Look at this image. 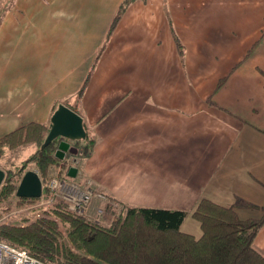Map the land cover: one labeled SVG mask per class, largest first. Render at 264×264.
Listing matches in <instances>:
<instances>
[{"label": "crops", "instance_id": "0c3cea01", "mask_svg": "<svg viewBox=\"0 0 264 264\" xmlns=\"http://www.w3.org/2000/svg\"><path fill=\"white\" fill-rule=\"evenodd\" d=\"M124 3L13 1L0 21V138L64 104L93 141L73 182L183 210L196 237L201 199L261 217L264 0H131L110 32ZM59 161L50 178L63 177ZM93 200L95 215L107 204ZM253 248L264 256V226Z\"/></svg>", "mask_w": 264, "mask_h": 264}, {"label": "trees", "instance_id": "16d2710c", "mask_svg": "<svg viewBox=\"0 0 264 264\" xmlns=\"http://www.w3.org/2000/svg\"><path fill=\"white\" fill-rule=\"evenodd\" d=\"M13 1L6 0L0 21ZM129 1L125 0L120 7L110 32ZM178 46L182 54L179 43ZM48 131L49 124L29 123L0 138V157L7 149L20 145L36 146L35 152L21 165L5 171L0 186L1 205L12 197H16L19 207L38 202L39 199L17 197L16 190L29 165L37 169L43 183L48 180L57 148V140L42 148ZM74 143L82 147L80 155L84 157L89 154L93 141L87 136ZM58 163L64 174L65 161ZM44 196H49L46 190ZM106 204L101 217L107 224H102L100 220L90 221L67 210L65 203L56 199L38 208L45 216L23 226L1 225L0 241L23 249L46 264H264V256L253 248V241L264 226V214L259 218L241 219L233 207L201 199L192 212L202 231L196 237L181 230L187 215L183 210L125 205L117 201ZM10 209H0V215ZM53 218L62 223L65 236Z\"/></svg>", "mask_w": 264, "mask_h": 264}, {"label": "built area", "instance_id": "2783aa9c", "mask_svg": "<svg viewBox=\"0 0 264 264\" xmlns=\"http://www.w3.org/2000/svg\"><path fill=\"white\" fill-rule=\"evenodd\" d=\"M69 156V155H68ZM66 156V157H68ZM65 157V158H66ZM67 159L69 164L67 169H65L64 175L61 178L53 177L47 183H43V193L41 198L38 200L40 204L38 207L43 205L52 204L54 200L59 199L65 203L67 210L84 216L87 220L98 221L99 218L91 217L88 215V210L90 208V203L93 198H98L102 202L109 203L107 196L103 193H95L90 185L83 187L76 182L70 181L67 175L69 166H75L77 159L74 156ZM71 162V163H70ZM44 190L49 193L48 197L44 196ZM103 209H98V216L102 215ZM42 216L37 214L36 217ZM8 216H3L0 218V226L7 225L10 223L6 220ZM24 224L20 225L23 226ZM0 264H46L43 261L36 259L29 255V253L23 249L13 247L7 243L0 241Z\"/></svg>", "mask_w": 264, "mask_h": 264}, {"label": "water", "instance_id": "95a60500", "mask_svg": "<svg viewBox=\"0 0 264 264\" xmlns=\"http://www.w3.org/2000/svg\"><path fill=\"white\" fill-rule=\"evenodd\" d=\"M87 137L83 118L74 110L64 104H60L53 112L49 131L42 144V148L57 140V148L54 157L63 160L66 153L77 154V149L71 146V142L83 140ZM70 178H75L77 168L70 167L67 171ZM5 179V172L0 169V186ZM42 180L36 170H27L23 174L16 190L19 198L39 199L43 192Z\"/></svg>", "mask_w": 264, "mask_h": 264}, {"label": "rangeland", "instance_id": "374dc122", "mask_svg": "<svg viewBox=\"0 0 264 264\" xmlns=\"http://www.w3.org/2000/svg\"><path fill=\"white\" fill-rule=\"evenodd\" d=\"M5 3H6V0H1L0 14L2 11V7L5 5ZM4 14H5V12L3 13V15ZM74 147L77 148V154L76 155L69 154V156L67 155L68 157L61 160V161H65V163H66L65 169H67V167L69 165L67 163V159H71L70 157L74 156L77 159V163L75 166H69V168L70 167H76L78 170V165H79V162L81 159L80 151H81L82 147L81 146H79V147L74 146ZM35 150H36L35 145H27V144L26 145H20L16 148H13V149H7L5 151V153L3 154V156L0 157V169L5 172L7 169L13 168L17 165H21L24 160H26L29 156H31L35 152ZM7 151H10V152H7ZM32 169L37 171V169L34 168L33 165H29L27 168V170H32ZM38 174H39V172H38ZM52 178H50L48 176V180L46 182H44V184L47 183ZM68 180L73 181V179H68ZM77 184H79V183H77ZM79 185H81V184H79ZM93 202H94V200L92 199L91 203H90V207L93 204ZM16 203H17L16 197H12V199L10 201H8L7 204H5V205L0 204V209H5L6 207L11 208L8 212H6V213L3 212V214L0 215V218L3 216H8L6 218V220L9 221L10 223H12V225H22V224L25 225V224L29 223L30 221H32L33 219H35L36 215L38 213L41 214L42 216H45V214H43L41 211L38 210V208H39L38 205L40 204V201L34 202V203H26L21 207L17 206ZM99 206L102 207V204L100 203ZM94 210H95V208H94ZM97 211L98 210H96L95 215H92L91 209L89 208V210H88L89 214L88 215H90L91 217L99 218L98 221L100 220V223H101L103 218L101 217V215L98 216ZM53 219L57 222L60 231L65 236V230H64L62 223L58 219H55V218H53ZM7 225H10V224H7Z\"/></svg>", "mask_w": 264, "mask_h": 264}]
</instances>
